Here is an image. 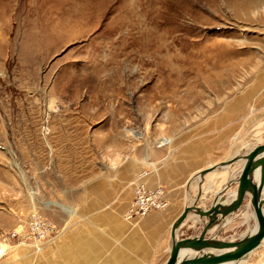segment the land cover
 Segmentation results:
<instances>
[{
    "label": "rangeland",
    "instance_id": "rangeland-1",
    "mask_svg": "<svg viewBox=\"0 0 264 264\" xmlns=\"http://www.w3.org/2000/svg\"><path fill=\"white\" fill-rule=\"evenodd\" d=\"M263 78L264 0H0V264H65L90 186L155 146L264 144Z\"/></svg>",
    "mask_w": 264,
    "mask_h": 264
},
{
    "label": "crops",
    "instance_id": "crops-1",
    "mask_svg": "<svg viewBox=\"0 0 264 264\" xmlns=\"http://www.w3.org/2000/svg\"><path fill=\"white\" fill-rule=\"evenodd\" d=\"M261 81L263 86L264 78ZM207 150L214 152L216 147L209 149L201 140L155 146L145 159L153 164L146 176L137 177L145 167L138 162H131L120 168L116 179L91 185L90 194L99 193L100 198L95 199L94 203L92 198L88 201L89 205L84 214V233L76 237V252L74 255L68 253L69 258L65 264H164L171 251V226L188 203L186 183L195 173L211 166H204L203 158L206 157ZM222 150L221 154L225 158L229 154L228 149ZM237 171V166H231L230 169H218L208 173L202 185L203 196L197 206L201 209L208 207L218 191ZM126 183L130 184L127 189ZM139 184L148 189L158 186L164 188L168 206L165 210L151 211L143 218L126 220L125 214L133 200L135 186ZM236 187L233 185L229 193L236 190ZM189 191L191 197H195L196 185L192 183ZM252 225L251 209L244 206L232 216L229 223L217 224L208 231L206 238L220 229L217 239H236L250 230ZM74 226L76 229V223ZM200 230L196 216L190 214L180 228L179 238L198 235ZM203 252L218 253L211 249ZM255 252L253 254L256 255L257 251ZM180 253L184 259L196 255L188 249H181ZM251 259L249 257L247 263Z\"/></svg>",
    "mask_w": 264,
    "mask_h": 264
},
{
    "label": "water",
    "instance_id": "water-1",
    "mask_svg": "<svg viewBox=\"0 0 264 264\" xmlns=\"http://www.w3.org/2000/svg\"><path fill=\"white\" fill-rule=\"evenodd\" d=\"M237 166L235 176L214 196L210 205L201 209L202 185L208 173L218 169L226 170ZM197 187L195 197L190 195V186ZM233 185L236 190L229 193ZM230 194V195H229ZM188 203L182 213L173 222L170 230L171 251L164 264H241L246 262L253 252L264 246V144L255 145L245 153H236L229 159L211 165L194 174L186 183ZM244 206L251 209L253 225L250 230L236 239L220 240L217 233L206 238V234L217 224H227L232 216ZM193 214L200 225L198 235L179 238L182 224ZM181 249L195 252L191 258H181ZM211 249L218 253L203 252Z\"/></svg>",
    "mask_w": 264,
    "mask_h": 264
},
{
    "label": "built area",
    "instance_id": "built-area-1",
    "mask_svg": "<svg viewBox=\"0 0 264 264\" xmlns=\"http://www.w3.org/2000/svg\"><path fill=\"white\" fill-rule=\"evenodd\" d=\"M168 206L165 200V190L158 186L154 189H148L143 184L136 186L134 197L129 209L125 214L126 220L145 217L151 211L165 210ZM52 226L40 219H35L31 223V230L38 237V243L46 238Z\"/></svg>",
    "mask_w": 264,
    "mask_h": 264
},
{
    "label": "bare ground",
    "instance_id": "bare-ground-1",
    "mask_svg": "<svg viewBox=\"0 0 264 264\" xmlns=\"http://www.w3.org/2000/svg\"><path fill=\"white\" fill-rule=\"evenodd\" d=\"M164 144V143H163ZM3 254V250L0 248V256ZM242 264V263H241ZM261 264H264V262L263 263H261Z\"/></svg>",
    "mask_w": 264,
    "mask_h": 264
}]
</instances>
